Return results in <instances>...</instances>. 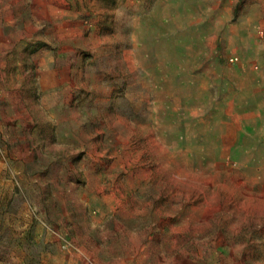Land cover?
I'll list each match as a JSON object with an SVG mask.
<instances>
[{
  "label": "rangeland",
  "instance_id": "374dc122",
  "mask_svg": "<svg viewBox=\"0 0 264 264\" xmlns=\"http://www.w3.org/2000/svg\"><path fill=\"white\" fill-rule=\"evenodd\" d=\"M0 264H264V0H0Z\"/></svg>",
  "mask_w": 264,
  "mask_h": 264
}]
</instances>
